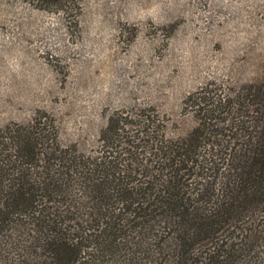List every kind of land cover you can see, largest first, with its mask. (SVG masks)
Listing matches in <instances>:
<instances>
[{
    "label": "trees",
    "instance_id": "trees-1",
    "mask_svg": "<svg viewBox=\"0 0 264 264\" xmlns=\"http://www.w3.org/2000/svg\"><path fill=\"white\" fill-rule=\"evenodd\" d=\"M184 100L177 131L111 113L93 151L0 125V264H264V78Z\"/></svg>",
    "mask_w": 264,
    "mask_h": 264
},
{
    "label": "rangeland",
    "instance_id": "rangeland-1",
    "mask_svg": "<svg viewBox=\"0 0 264 264\" xmlns=\"http://www.w3.org/2000/svg\"><path fill=\"white\" fill-rule=\"evenodd\" d=\"M264 78V0H0V125L50 118L95 150L115 112L183 128L206 82Z\"/></svg>",
    "mask_w": 264,
    "mask_h": 264
}]
</instances>
